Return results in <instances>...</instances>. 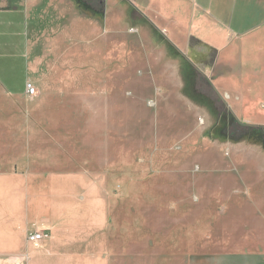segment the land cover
Segmentation results:
<instances>
[{"label":"crops","instance_id":"0c3cea01","mask_svg":"<svg viewBox=\"0 0 264 264\" xmlns=\"http://www.w3.org/2000/svg\"><path fill=\"white\" fill-rule=\"evenodd\" d=\"M83 1L94 13H104L106 4H119L118 15L106 17L102 28L103 35L110 36L122 20L117 38L107 40L117 46L121 75L135 70L136 77L155 78L162 71L174 88L190 90L204 102L197 107L193 97L184 98L191 103L190 110L203 112L206 130L224 126L234 136L222 141L212 132L213 138L204 137L199 130L185 139L197 167L191 180L194 202L200 207H221L214 217L213 253L198 264H264V0ZM77 8L76 0H0V195L5 192L0 196V264H110L103 235L105 213L97 221L86 201L63 198L57 192L97 188L95 183L73 182L71 176L57 174L32 175L27 170L36 157L53 160L49 164L56 168L71 157L72 146L63 143L70 139L61 130L71 118L62 111L71 108L47 100L23 105L8 101L26 95V81L35 79H26L22 90L13 85L14 68L21 69L25 60V68L36 72L41 61L30 57L28 38L37 29L36 18L71 12L70 21L56 32L50 28L52 35L45 38L46 55L55 54L72 43L74 29L80 25ZM41 85L47 94V76ZM16 109L25 111L27 119L21 124L16 123ZM35 114L41 126L54 127L60 147L48 148L40 137L39 146L32 145L35 134L42 132L35 129L40 126ZM16 128L24 132L22 137L16 135ZM244 129L256 135L240 139ZM21 140L27 151L16 154L15 144ZM195 140L197 145L192 144ZM16 164L26 167L16 172ZM212 171L215 175L204 176ZM207 221L199 222L202 234ZM33 232L42 234L43 240L28 242ZM191 235L192 231L185 233Z\"/></svg>","mask_w":264,"mask_h":264},{"label":"rangeland","instance_id":"374dc122","mask_svg":"<svg viewBox=\"0 0 264 264\" xmlns=\"http://www.w3.org/2000/svg\"><path fill=\"white\" fill-rule=\"evenodd\" d=\"M76 1L80 25L74 29L72 43L46 55L49 48L45 38L52 35L51 29L56 32L70 21L71 12L49 18L38 16L37 29L28 38L30 57L41 59L38 69H26L25 60L21 69L14 68L16 89L22 90L26 79L35 78L26 82L34 86L36 93L33 97L11 96L8 101L23 105L47 100L71 108L62 111L69 112L71 118L61 129L64 138L70 139L63 143L72 146L68 150L71 157L62 159L60 168L49 164L51 159L36 157L27 170L32 175L57 174L71 176L73 182L95 183L97 188L57 192L63 198L86 201L87 208L94 210L98 218L102 211L105 213L103 235L110 264L204 262L214 250V217L221 207H200L194 202L196 191L191 180L197 167L185 139L199 130L202 134L212 132L213 136L216 132L213 126L206 130L203 112L190 110L191 103L184 98L193 97L192 104L197 107L204 102H199L190 90L174 88L162 71L155 78L136 77L135 70L123 72L122 76L117 46L111 39L107 41L109 37L117 38L122 20L115 24L110 36L103 35L102 28L106 17L118 15L119 4H106L105 12L97 15L85 1ZM45 76L50 85L47 94L41 85ZM23 113L22 109L15 110L17 124L27 119ZM33 118L40 124L35 129L41 128L42 132L35 134L32 145L37 148L41 139L48 148L60 147L54 127L41 126L38 114ZM17 128L16 135L22 137L24 132H17ZM192 144L197 145V141ZM26 151L24 141L15 144L16 154ZM223 156L228 158L225 153ZM25 167L16 164L15 170L21 172ZM213 175L214 171L204 173ZM202 218L208 219L204 234L199 225ZM189 231L192 235L185 237Z\"/></svg>","mask_w":264,"mask_h":264},{"label":"trees","instance_id":"16d2710c","mask_svg":"<svg viewBox=\"0 0 264 264\" xmlns=\"http://www.w3.org/2000/svg\"><path fill=\"white\" fill-rule=\"evenodd\" d=\"M95 14L97 15H101L103 14L102 11L100 12H95ZM227 129V127H219L217 130H215L216 134L214 136H218V137H214L216 139H219V140H222V141H226L227 138H233L234 136H232L230 134V131L229 132H225ZM254 130H251V129H244L243 132L239 133V138L240 139H243V138H247V137H250L252 135V137H254L256 134H254ZM251 134V135H250ZM204 137H210V138H213V136H210L209 133H204L203 135Z\"/></svg>","mask_w":264,"mask_h":264},{"label":"built area","instance_id":"2783aa9c","mask_svg":"<svg viewBox=\"0 0 264 264\" xmlns=\"http://www.w3.org/2000/svg\"><path fill=\"white\" fill-rule=\"evenodd\" d=\"M35 93H36V90H35L34 86L31 83L26 82V84H25L26 96L27 97H33L35 95ZM42 240H43V235L39 234L38 232H33L32 234L27 236V241L30 243H33V244H37Z\"/></svg>","mask_w":264,"mask_h":264},{"label":"bare ground","instance_id":"6f19581e","mask_svg":"<svg viewBox=\"0 0 264 264\" xmlns=\"http://www.w3.org/2000/svg\"><path fill=\"white\" fill-rule=\"evenodd\" d=\"M57 108H59V107H57ZM50 188H51V187H50ZM2 189H3V187H2ZM2 189H1V190H2ZM5 189H6V188H4L3 190H5ZM33 189H34V187H33ZM33 191H34V190H33ZM40 191H41V190H40ZM42 191H43V190H42ZM2 193H5V192L3 191ZM2 193H1L0 196L4 195V194H2ZM34 193L36 194V192H34ZM39 194H40V193H39ZM36 196H37V195H36ZM46 196H48V195H46ZM49 196H50V195H49ZM32 197H33V195H32ZM51 197H52V196H51ZM25 200H26V199H25ZM29 200H30V199H29ZM50 200H51V199H50ZM27 201H28V200H27ZM51 201H52V200H51ZM27 203H28V202H27ZM54 203H55V202H54ZM24 205H25V204H24ZM24 208H25V206H24ZM27 208H28V207H27ZM57 208H58V207H57ZM38 210H39V207H38ZM28 211H29V209H28ZM52 212H53V211H52ZM0 213H1V212H0ZM38 213H39V212H38ZM51 214H53V213H51ZM59 214H60V213H59ZM61 214H62V212H61ZM28 215H29V214H28ZM37 215H38V214H37ZM47 215H48V214H47ZM49 215H50V213H49ZM40 216H41V215H40ZM56 216H57V215H56ZM28 217H29V216H28ZM38 217H39V216H38ZM38 217H37V218H38ZM50 217H51V215H50ZM50 217H49V218H50ZM60 217H61V216H60ZM100 217H101V216H100ZM98 219H99V218H98ZM20 220H21V219H20ZM31 220H33V219H31ZM52 220H54V219L52 218ZM62 220H63V219H62ZM18 221H19V220H18ZM98 221H100V220H98ZM55 222H56V221H55ZM57 222H58V221H57ZM96 222H97V221H96ZM7 224H8V223H7ZM16 224H17V223H16ZM21 225H22V224H21ZM56 225H57V224H56ZM59 227H61V226H59ZM62 227H63V226H62ZM65 227H66V226H65ZM2 232H3V231H2ZM59 236L62 237L61 235H59ZM55 237H58V236L55 235ZM48 242H49V241H48ZM43 245H44V244H43ZM48 245H49V243H48ZM97 260H98V259H97ZM97 260H96V261H97ZM95 264H96V263H95Z\"/></svg>","mask_w":264,"mask_h":264}]
</instances>
